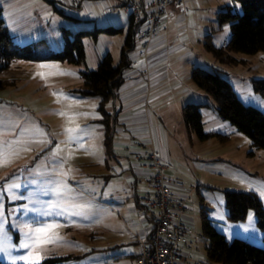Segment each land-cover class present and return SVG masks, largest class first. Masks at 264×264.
I'll return each instance as SVG.
<instances>
[{
    "label": "rangeland",
    "instance_id": "374dc122",
    "mask_svg": "<svg viewBox=\"0 0 264 264\" xmlns=\"http://www.w3.org/2000/svg\"><path fill=\"white\" fill-rule=\"evenodd\" d=\"M1 2L5 22L10 32L16 35L15 43H37L39 54L61 51L64 29L71 34L107 26L121 28L122 31L101 33L96 40L85 38L84 65L15 60L8 69L0 72V79L5 81L0 88V123L4 125V131L0 132V152L10 156V162L0 164V185L6 188L9 184L19 183L22 187L13 191L23 193V198L15 200L8 198L10 194L7 192L0 196V210L4 217L0 220V238L12 246L21 243L20 231L12 225L33 218L32 213L23 214L24 205L41 208L45 201L72 198L85 206L80 209L82 214L49 218V222L62 226L51 232L59 238L57 243H48L33 250L34 254L44 257L40 263L55 256L70 257L59 264H135L129 257L131 245L127 239L137 215L130 217L125 208L134 206L135 199L124 181L125 173L121 167H113V158H110L114 153L129 157V152L114 148L105 154L104 127L98 122L99 99L78 92L83 88L80 71L95 70L107 53L115 63L119 61L128 36V14L109 15L96 1L90 2L93 7L84 3L80 9L69 5L68 0H54L53 3L48 0ZM16 3L19 4L16 6ZM226 5L233 3L231 0H185L186 13L181 15L175 10L186 20L185 27L178 35L175 28L170 32L178 37L182 35L188 45L190 40L193 41L195 67L217 71L229 81L243 104L264 113V98L253 90L252 85L254 80H264V52L230 53V59L223 62L216 60L204 47L206 35H210L216 47L228 42L229 25L219 28L217 22V13ZM94 7H100L98 13H92ZM233 10L241 13L238 5H233ZM134 52L136 49L130 55ZM178 61L172 58L170 66L164 70L163 73L169 74L165 84L173 83L175 71L180 72L186 66V62L175 66ZM41 64L56 67H38ZM190 74L191 71L184 74L181 80L205 97L194 103L203 104V129L211 135L207 140L201 141L195 134L181 135L178 124H183L181 109L185 104L175 102L172 95H165L175 92L173 86H166L150 107L158 125H161V120L164 122L169 137L167 145H163L167 156L165 162L168 161V171H164V175L181 183L185 213L193 223V232L201 235L198 252L192 259L197 264H219L207 260L203 242L207 239L202 235L201 225L203 213L229 241L239 238L264 249L263 233L256 226L254 212L249 211L243 221L230 222L224 198L225 191L254 192L264 209V150L254 149L245 135L217 116L212 99L197 88ZM108 111L114 114L109 108ZM69 128L74 131L67 132ZM21 129L24 130L23 136L19 135ZM17 140L18 143H9ZM60 182L64 187L60 189L62 196L58 198L56 190ZM27 251L12 250L11 257L0 255V262L9 264L12 257ZM17 264L25 262L17 260Z\"/></svg>",
    "mask_w": 264,
    "mask_h": 264
},
{
    "label": "trees",
    "instance_id": "16d2710c",
    "mask_svg": "<svg viewBox=\"0 0 264 264\" xmlns=\"http://www.w3.org/2000/svg\"><path fill=\"white\" fill-rule=\"evenodd\" d=\"M238 5L241 13L234 12L233 5H226L217 13L219 28L228 24L230 37L221 47H216L206 35L205 49L218 61H228L230 53L255 54L264 52V0H231ZM129 30L125 39L119 61L115 63L111 54L107 53L100 59L95 70L80 71L83 88L78 92L83 96L99 99L97 111L100 115L98 122L104 127L103 145L109 154L114 136V118L109 113L110 102L116 97L123 84V74L131 68L130 53L133 50L134 21L128 18ZM121 28L112 26L95 27L93 31H79L71 34L63 31V48L59 52L48 51L38 53V44L29 43L19 45L15 43L9 32L0 7V72L10 67L15 60L27 62L61 61L70 65L85 64V50L83 41L87 37L94 40L101 33L116 34ZM191 81L212 99L217 116L227 121L235 130L245 135L256 150H264V113L252 106H246L239 99L228 80L218 72H211L201 67H194L190 74ZM5 81L0 79V88ZM253 90L264 98V80H254ZM203 104L190 102L181 109L184 128L189 134L201 140H207L211 135L203 129L201 108ZM225 206L227 218L230 222L243 221L249 211L256 217V226L263 233L264 242V209L262 202L254 192L225 191ZM202 235L207 239V260L219 264H264V249L239 238L228 240L218 232L206 213L201 218ZM70 257L45 258L40 264H59L68 261ZM0 264H3L0 262Z\"/></svg>",
    "mask_w": 264,
    "mask_h": 264
},
{
    "label": "crops",
    "instance_id": "0c3cea01",
    "mask_svg": "<svg viewBox=\"0 0 264 264\" xmlns=\"http://www.w3.org/2000/svg\"><path fill=\"white\" fill-rule=\"evenodd\" d=\"M48 1L52 3L54 2V0ZM91 1L93 0L83 1L80 5L76 6V8H82L84 3L93 7L90 3ZM18 4L16 3L15 5L17 6ZM115 5L116 3L111 0L100 2V7H102L103 10H106V7H114ZM0 7L2 8V15L5 22L4 6L2 2L0 3ZM100 7L97 9L94 7L95 11L93 10L92 13H98ZM5 24L9 30L8 24L6 22ZM185 24L186 20H184L183 17L174 10L170 17L165 21L164 29L155 39L152 40L146 56H139L137 51L136 53L134 52L130 55L132 66L123 74V84L117 92L116 97L112 100L111 107L109 106V109L114 112L112 116L115 117L114 136L112 139L113 147L111 148V151H113L114 148H122L124 152H129L127 153L129 157H126L123 154L117 156L114 153L113 156L110 155V158H113V167L119 166L125 173L124 181L129 186L128 190H130L133 198L135 199L134 206H130L129 208L125 207L126 212L130 215V217L132 215H137L136 221L132 222L133 229L131 235L127 239L128 245H131L129 247V257L134 260L135 264V257L137 253L136 244L138 239L150 233L153 221L150 214L145 211V209L139 205L136 200V191L143 189L140 181L143 179L145 174L133 163L132 156L139 150L138 148H140V146H144L146 148L145 150H154L160 155L161 160L165 165L164 171H168V161L167 163L165 162V157L167 156L163 145H167L169 137L167 135L164 122L161 120V125H158V119L156 116L152 115L150 104L161 96L162 91L166 88V86H173L172 89L175 92L165 95H172L171 98H173L175 102L178 101L181 103V105L201 101L205 98L204 95L198 93L193 86H188V84L183 83L181 80L184 77V74L186 75L190 73L195 65H197L196 62L194 63L196 60L192 55L194 52L193 41L190 40L188 45V42L184 37H182V35L178 37L174 33L170 32L172 28H175L178 35L179 31L185 27ZM11 35L13 38L16 37V35L14 36L12 33ZM132 39L134 41V37ZM172 58L180 60L175 63V66L181 65L184 62H186V66H184V69L182 68L180 71L181 73L175 71V81L167 85L164 80L169 74H167V72H163L170 66V60ZM165 95L163 94V97H165ZM126 110L127 112H125ZM178 125L179 128H181V135L183 137L186 133L189 135L182 123H179ZM105 154L108 155L106 151ZM167 180L172 191L178 196L183 197L184 191L181 183L168 178ZM183 220L190 226H193L192 221L185 212L183 213ZM200 239L201 235L197 241L194 254L198 252V242ZM203 242H205L204 248L206 250L208 242L206 240ZM131 247H133L132 250L130 249Z\"/></svg>",
    "mask_w": 264,
    "mask_h": 264
},
{
    "label": "built area",
    "instance_id": "2783aa9c",
    "mask_svg": "<svg viewBox=\"0 0 264 264\" xmlns=\"http://www.w3.org/2000/svg\"><path fill=\"white\" fill-rule=\"evenodd\" d=\"M83 1L68 0L78 6ZM105 2L107 0H93ZM114 7H106L109 15L128 14L134 21L137 39L133 47L141 57L149 51L151 42L164 29V22L173 10L186 13L185 0H113ZM133 155V163L145 174L140 181L142 190L136 191V200L153 221L150 233L140 237L136 244V264H197L193 259L200 235L184 222L185 198L175 194L164 175L165 165L154 150L140 146Z\"/></svg>",
    "mask_w": 264,
    "mask_h": 264
},
{
    "label": "snow or ice",
    "instance_id": "6c2138e0",
    "mask_svg": "<svg viewBox=\"0 0 264 264\" xmlns=\"http://www.w3.org/2000/svg\"><path fill=\"white\" fill-rule=\"evenodd\" d=\"M227 32V27L225 29ZM40 68H52L55 65H38ZM40 75H43L42 73ZM4 131V125L0 123V132ZM67 132L71 133L74 131L69 128ZM20 136L24 135V130L21 129ZM19 141H10L9 143H18ZM16 155V154H13ZM10 162V156L7 153L0 152V164ZM66 175V173H62ZM22 187L19 183H13L7 185H0V196H3L5 192L9 193L10 199H21L23 193L13 191V189L19 190ZM64 185L62 182L58 184L56 190V196L60 198L62 196L61 188ZM264 195V193H262ZM32 203H35L33 201ZM85 207L78 203L75 199L69 198L67 200L57 199L45 201L41 208L29 207L28 205L23 206V214L27 216L29 213L33 214V218L26 220L20 224H14L12 227L19 229L21 234V243L18 246L8 245L3 238H0V255L11 257L12 250L19 251L20 249H28L27 253L21 254L17 257H12L9 264H17V260L24 261L25 264H40V261L44 258L39 253L34 254V249L41 247L48 243H57L59 238L51 235L53 229L61 227L62 225L56 222H49V218L53 216H80L82 213L80 209ZM3 213L0 210V220H3ZM25 229L27 231H25Z\"/></svg>",
    "mask_w": 264,
    "mask_h": 264
}]
</instances>
